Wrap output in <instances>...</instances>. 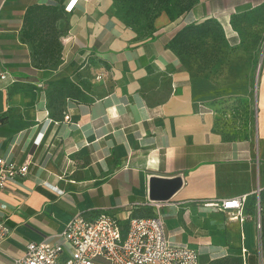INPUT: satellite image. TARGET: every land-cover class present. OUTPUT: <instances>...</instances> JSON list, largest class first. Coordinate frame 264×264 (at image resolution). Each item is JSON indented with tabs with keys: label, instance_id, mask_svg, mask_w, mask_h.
<instances>
[{
	"label": "crops",
	"instance_id": "1",
	"mask_svg": "<svg viewBox=\"0 0 264 264\" xmlns=\"http://www.w3.org/2000/svg\"><path fill=\"white\" fill-rule=\"evenodd\" d=\"M67 1L0 0V67L15 79L0 83V156L28 162L0 196L9 229L0 264H11L30 241L51 239L79 212L106 209L124 229L128 213H151L141 203L152 199L153 179L180 181L161 199L173 245L195 249L199 264L202 256L226 255L212 235L215 212L226 213L244 255L253 254L258 201L264 224V57L255 81L219 84L188 73L169 41L181 25H226L264 0H197L147 38L112 14V0H78L65 14L59 59L38 68L21 37L24 13ZM62 78L78 96L58 94L52 83ZM240 196L243 221L204 205Z\"/></svg>",
	"mask_w": 264,
	"mask_h": 264
},
{
	"label": "built area",
	"instance_id": "2",
	"mask_svg": "<svg viewBox=\"0 0 264 264\" xmlns=\"http://www.w3.org/2000/svg\"><path fill=\"white\" fill-rule=\"evenodd\" d=\"M77 2L68 0L64 11L72 12ZM6 81L14 82L15 79L0 67V83ZM27 171L28 162L20 164L0 156V196L11 180L24 176ZM166 204V200L155 199L141 203L150 207L151 213L143 216H130L128 213L124 229L117 217L106 209L94 214L79 212L51 239L28 242L24 253L14 258L11 264H98L99 261L105 264H199V254L195 249L170 242L161 212ZM204 205L230 213L231 218L239 221L245 219L242 213L245 196L210 199ZM256 211L255 223L260 228L262 207L259 201ZM8 235V227L0 220V243ZM245 251L242 248L244 262Z\"/></svg>",
	"mask_w": 264,
	"mask_h": 264
},
{
	"label": "rangeland",
	"instance_id": "3",
	"mask_svg": "<svg viewBox=\"0 0 264 264\" xmlns=\"http://www.w3.org/2000/svg\"><path fill=\"white\" fill-rule=\"evenodd\" d=\"M111 9L112 14L140 38L152 36L157 26L163 23L166 25L177 19L162 13L149 26L146 17L126 12L125 0H112ZM62 23L65 26L67 19L63 20L61 25ZM208 26L209 32L205 36H196L187 47H177L174 50L181 66L191 75L205 76L219 84L236 78L251 77L255 81L264 57V5L233 17L229 24L210 22ZM213 218L212 221L215 222L212 226L213 240L215 238V242L224 244L227 254L202 256L200 264H243L241 243L237 232L232 231L227 224L228 215L215 212ZM254 237L252 255H255L257 264H264L262 221L260 228H257L255 223Z\"/></svg>",
	"mask_w": 264,
	"mask_h": 264
},
{
	"label": "trees",
	"instance_id": "4",
	"mask_svg": "<svg viewBox=\"0 0 264 264\" xmlns=\"http://www.w3.org/2000/svg\"><path fill=\"white\" fill-rule=\"evenodd\" d=\"M127 13L142 15L149 21V26L154 19L165 13L169 17L178 18L184 12L189 11L197 0H125ZM64 5L58 7L52 3L32 4L27 7L22 24L21 37L32 49V56L38 68L56 64L61 51L60 36L63 33L65 19ZM171 19V18H170ZM172 20V19H171ZM210 22L207 19L201 23H189L181 25L169 41V47L184 48L191 44L196 36H205ZM58 94L67 98L78 96L79 89L70 80L58 79L52 83ZM238 254H240L238 252ZM246 264H257L255 255H248Z\"/></svg>",
	"mask_w": 264,
	"mask_h": 264
},
{
	"label": "water",
	"instance_id": "5",
	"mask_svg": "<svg viewBox=\"0 0 264 264\" xmlns=\"http://www.w3.org/2000/svg\"><path fill=\"white\" fill-rule=\"evenodd\" d=\"M164 183V188L159 189L158 185ZM179 179L174 180H160L153 179L151 181V197L152 199H165L167 196L171 195L174 190L179 186Z\"/></svg>",
	"mask_w": 264,
	"mask_h": 264
}]
</instances>
